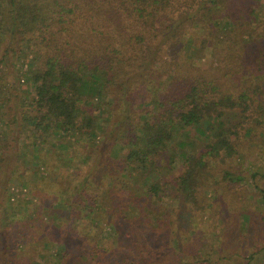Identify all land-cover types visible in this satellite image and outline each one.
I'll return each instance as SVG.
<instances>
[{
  "label": "trees",
  "instance_id": "1",
  "mask_svg": "<svg viewBox=\"0 0 264 264\" xmlns=\"http://www.w3.org/2000/svg\"><path fill=\"white\" fill-rule=\"evenodd\" d=\"M236 3L0 0V65L17 69L18 62L31 57L26 61L28 68L17 74L15 89L7 86L4 69L0 74V127L5 125L0 133V160L17 145L12 154L13 170L43 164L45 171H33L32 176H51L52 183L58 184L59 170L67 166L74 186L59 192L52 206H39L40 225L22 218L18 227H9L14 264H46L36 259L44 250L42 246L54 250L47 264H71L68 260L73 253L56 241L53 231L63 227L64 221L65 226L71 224L73 231L83 234L85 248L92 245L101 255L103 236L98 229L106 221L109 224L113 209L130 220L123 227H112L122 244L133 240L139 247L143 245L141 251L149 254L150 261L162 259L161 243L170 245L174 237H168L157 214L152 215V206L159 205L164 196L175 197L188 208L197 203L198 191L210 184L212 164L237 154L239 126L264 107V101L253 96L256 91L252 87L237 90L227 86L219 74L209 73L196 62L184 67L177 52L186 44L201 57L210 38L222 32V23L235 30ZM196 39L200 40L198 45L194 44ZM227 42V48L233 49V42ZM24 86L29 87L28 92ZM126 98L135 112L112 120L108 130L103 128L114 136L103 139V144L117 140L121 154L105 162L100 176L89 175L81 184L80 165L76 161L65 164L59 147L63 150L64 138L69 141L77 131L90 141L96 140L102 131L99 125L106 123L101 121L104 115L115 116L111 105ZM117 129L124 131L123 135L116 137ZM94 157L92 153L87 160L92 162ZM226 176L234 181L244 179L230 172ZM19 179L13 174L10 181L24 188ZM113 181L115 188L109 187ZM122 189L132 192L129 208L124 211L116 196ZM61 205H70L71 210H56ZM11 211L35 218L27 205H16ZM244 213V219L251 223L253 214ZM256 222L264 228V213ZM252 249L253 253L238 257L240 264L243 259L247 260L244 264H253L252 260L264 257L261 238ZM224 258L220 257L218 264L228 263ZM201 263L210 264L206 258Z\"/></svg>",
  "mask_w": 264,
  "mask_h": 264
},
{
  "label": "rangeland",
  "instance_id": "2",
  "mask_svg": "<svg viewBox=\"0 0 264 264\" xmlns=\"http://www.w3.org/2000/svg\"><path fill=\"white\" fill-rule=\"evenodd\" d=\"M236 1L233 17L238 23L235 27L237 34L226 23H222V32L210 38L208 47L201 57L196 56L197 53H193L191 48L185 46L186 44L178 47L177 52L180 56V63L184 67H189L191 63L196 62L209 73L219 74L220 79L227 86H234L233 88L237 90L241 87H252L256 91L253 96L262 102L264 101V0ZM199 41L196 39L194 44L198 45ZM227 41L233 42V49L227 48ZM238 53L241 54L240 57H236ZM30 58H24L18 62L17 69L0 65V74L3 69L7 72V86L14 88L17 74L28 68L26 61ZM258 87L260 92H257ZM23 90L28 92L29 87L24 86ZM111 109L116 110L115 116H108V112L104 115L101 121L105 120L106 123L101 122L102 124L99 125L102 131H99L96 140L90 141L87 135H82L77 131L76 134L70 135L69 141L68 138H64L63 150L59 147L65 154L62 158L65 164H72V161H76L75 164L80 165L78 180L81 184L85 183L87 176L92 174L97 176L102 171L101 169H106L105 162H108L112 155L121 154V144L117 140H108V145H105L103 139L106 141L108 137L113 136L106 131L112 120L120 116L126 117L135 112V109L127 98L121 102L116 100L111 105ZM253 115L254 118L249 119L247 124L244 122L241 127L239 126L240 133L236 137L239 149L237 154L217 159L212 164L210 168L212 175L208 181L210 184L198 191L197 203L191 204V208H188L181 200L164 196L162 201H159V205L152 206L155 209L152 215L157 214L168 237H174L170 245L164 244L165 241L161 243L159 247L161 260L157 259L158 262H156L152 259L150 261L149 254L141 251L143 245L139 247L132 239L133 242L122 244L124 241H120V234H116L112 227L117 225L119 228L123 227L122 225H127L130 220L123 215V212L117 213L113 209L110 210L109 217L107 216L109 224L106 221L108 225L102 223L103 228L98 229L103 236L99 246L101 255L92 245L85 248L82 245L83 234L73 231L71 224L65 226L66 224L63 223L66 221L62 223L63 227L54 228L56 241L73 253L68 261L71 260V264H203L201 261L206 258L210 264H218L217 260L225 257L224 260L228 261L226 264H240L238 257L242 258L253 253L252 247L256 240L261 238L264 242V228L256 222L258 215L264 213V206L260 201L263 195L262 189H264V107L258 109ZM233 120L236 121L237 118ZM104 127L106 130L103 131ZM120 130L117 129L116 137L123 135L124 131ZM2 131H5L4 124L0 127V133H3ZM12 150L17 152V145H14ZM13 152L5 153L4 159L0 160V264H14L16 261L12 258L15 248L8 240L11 237V233L8 232L9 227H18L20 224L18 221L22 218H28L27 221L34 226L40 225L41 222L37 221L41 219L38 216L41 213L39 206H52L54 200L58 199L59 192L62 193L64 190L63 193H65L67 186L74 187L73 180L68 177L67 166L59 170L61 176L58 184L52 183L51 176H37V178L32 176L33 171H45L46 166L43 164H40L42 165L40 167L38 165L31 168L23 165L18 170L16 168L13 170ZM92 153H95V157L90 162L87 156ZM89 167L92 169L87 172ZM226 172L236 176L240 175L244 179L242 181L231 180L227 178ZM13 174L25 183L24 188L10 181ZM108 183L109 181L107 185ZM115 183L116 181L111 182L109 187H117ZM7 187L10 188L9 191ZM131 195L132 192L124 189L116 195L117 204L123 209L122 211L129 208ZM77 197L78 194L74 199L77 200ZM16 205H27L29 213L31 216L34 213L35 218H29L28 214L13 215L11 207ZM56 210L67 213L71 207L61 205L60 209L56 208ZM244 211L253 214L251 223L244 219ZM45 222L46 220L42 222V225ZM169 230L171 233H168ZM211 246H215V249L212 250ZM42 249L44 250L36 254V259L47 264L54 250L43 246ZM222 251L225 252L222 253ZM246 261L243 259L242 263ZM252 262L253 264H264V257H258V260L255 259Z\"/></svg>",
  "mask_w": 264,
  "mask_h": 264
}]
</instances>
